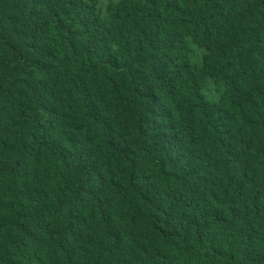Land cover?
Instances as JSON below:
<instances>
[{
  "label": "trees",
  "instance_id": "16d2710c",
  "mask_svg": "<svg viewBox=\"0 0 264 264\" xmlns=\"http://www.w3.org/2000/svg\"><path fill=\"white\" fill-rule=\"evenodd\" d=\"M0 264H264V0H0Z\"/></svg>",
  "mask_w": 264,
  "mask_h": 264
},
{
  "label": "rangeland",
  "instance_id": "374dc122",
  "mask_svg": "<svg viewBox=\"0 0 264 264\" xmlns=\"http://www.w3.org/2000/svg\"><path fill=\"white\" fill-rule=\"evenodd\" d=\"M112 1H116V0H99L100 6L103 10L106 9L107 5L112 2ZM203 53L204 51L202 49H199L197 47H193V52H192V56L195 62H200V60L203 57ZM220 90L219 88L214 84V82L212 80H210L207 85L206 88L204 90V95L211 101H216L218 100V98L220 97Z\"/></svg>",
  "mask_w": 264,
  "mask_h": 264
}]
</instances>
